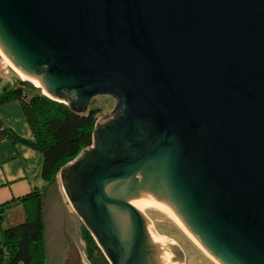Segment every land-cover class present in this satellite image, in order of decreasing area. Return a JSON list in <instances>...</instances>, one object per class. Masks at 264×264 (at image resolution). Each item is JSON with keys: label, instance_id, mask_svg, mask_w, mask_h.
<instances>
[{"label": "water", "instance_id": "obj_1", "mask_svg": "<svg viewBox=\"0 0 264 264\" xmlns=\"http://www.w3.org/2000/svg\"><path fill=\"white\" fill-rule=\"evenodd\" d=\"M0 49L116 100L64 168L112 264H264V0H0ZM40 205L43 264H89L56 175Z\"/></svg>", "mask_w": 264, "mask_h": 264}, {"label": "trees", "instance_id": "obj_2", "mask_svg": "<svg viewBox=\"0 0 264 264\" xmlns=\"http://www.w3.org/2000/svg\"><path fill=\"white\" fill-rule=\"evenodd\" d=\"M12 99L19 103L31 137H22L11 130L8 137L12 142H21L42 154L41 177L44 180L91 145L95 108L74 110L39 92L29 81L18 78L13 85L0 87V104ZM34 196L33 204L24 205L23 220L0 229V264H43L45 246L40 199L37 192L30 193L28 198ZM4 206H0V215ZM82 236L89 261L106 264L90 233L84 229Z\"/></svg>", "mask_w": 264, "mask_h": 264}, {"label": "crops", "instance_id": "obj_3", "mask_svg": "<svg viewBox=\"0 0 264 264\" xmlns=\"http://www.w3.org/2000/svg\"><path fill=\"white\" fill-rule=\"evenodd\" d=\"M2 86L10 84L6 82ZM10 130L22 137H31L29 125L15 99L0 104V206L5 205L1 213L23 214L4 227L23 220L24 205L30 193L44 191L46 186L41 177L42 154L21 142H12L8 137ZM11 206L18 207L11 210ZM19 207L23 210L19 211Z\"/></svg>", "mask_w": 264, "mask_h": 264}, {"label": "rangeland", "instance_id": "obj_4", "mask_svg": "<svg viewBox=\"0 0 264 264\" xmlns=\"http://www.w3.org/2000/svg\"><path fill=\"white\" fill-rule=\"evenodd\" d=\"M5 62V63H4ZM2 61V59L0 58V87L5 84L6 82H8L10 85L14 84L16 82V79H20L21 76L19 75V73H16L11 67L8 66L6 61ZM32 85H34L32 82H30ZM39 92L43 91L42 88H38ZM36 92V91H35ZM44 95L48 96L50 98V94L46 93V91H43ZM41 92V93H43ZM46 93V94H45ZM48 94V95H47ZM53 97H51L52 99ZM58 97H54V99H56ZM58 101L64 102L66 104H68L69 106H71V104L66 101L65 99L59 97V99H57ZM85 105V103L83 104ZM116 106V100L110 96V95H106V94H99V95H95L93 97H91L88 101V104L86 105V108H95V110L97 111L95 118H94V122H93V128H92V143L91 145H89L88 147L84 148L76 157H74L73 159L67 161L66 163H64L63 165H61L48 179L45 180V185L47 186L49 184V182L52 180V178L56 175L57 177V181L58 184L60 186V189L77 221V239H79L83 246H84V252H85V259L89 264H93L89 261L88 257H87V253L85 251V243L83 240V236H82V230H87L90 233L89 228L86 225V221L81 217L80 213L77 212V210L74 208V205L72 203V199L69 194H68V190L64 181V168L66 166H70V165H74V164H78L79 163V156L85 152H87L89 149L95 148L96 147V143H95V139L99 134V121L98 119L104 118L109 112H111L114 107ZM85 108V109H86ZM84 109V111H85ZM45 186V188H46ZM38 197L40 199V203H41V197L43 194V191H38L36 190ZM36 196H34V198L30 199L28 198V203L33 204V201H35ZM14 207H18V206H11V208L9 209H14ZM19 209V211H21V209L23 210V207H19L17 208ZM23 213H1L0 215V229L4 228V226H6L5 224H9L10 222H14L12 220H16V218H20V216H22ZM92 236V234H90ZM93 238V237H92ZM0 239H1V234H0ZM94 240V239H93ZM44 241V240H43ZM95 242V241H94ZM96 244V243H95ZM99 249V248H98ZM100 250V249H99ZM101 252V251H100ZM45 260V252H44V259H43V263Z\"/></svg>", "mask_w": 264, "mask_h": 264}, {"label": "bare ground", "instance_id": "obj_5", "mask_svg": "<svg viewBox=\"0 0 264 264\" xmlns=\"http://www.w3.org/2000/svg\"><path fill=\"white\" fill-rule=\"evenodd\" d=\"M0 57L7 62L8 66L11 67L16 73H19V75L21 76L22 79H28L30 82H32L35 86H40L42 88L43 91H45L43 85L37 81L35 78L23 74L18 68H16V66L10 61V59L4 55V53L1 51L0 49Z\"/></svg>", "mask_w": 264, "mask_h": 264}, {"label": "flooded vegetation", "instance_id": "obj_6", "mask_svg": "<svg viewBox=\"0 0 264 264\" xmlns=\"http://www.w3.org/2000/svg\"><path fill=\"white\" fill-rule=\"evenodd\" d=\"M90 234H92L91 231H90ZM92 237H93V239H94L97 247L100 249L102 256L105 258L106 264H112V261L110 260V258L108 257V255L106 254V252L103 250V248L101 247V245L99 244V242L97 241V239L95 238V236L93 234H92ZM149 264H151V263H149Z\"/></svg>", "mask_w": 264, "mask_h": 264}]
</instances>
